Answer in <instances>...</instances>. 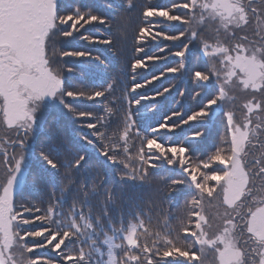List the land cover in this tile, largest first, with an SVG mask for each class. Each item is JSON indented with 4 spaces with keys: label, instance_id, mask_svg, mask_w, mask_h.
<instances>
[{
    "label": "snow or ice",
    "instance_id": "1",
    "mask_svg": "<svg viewBox=\"0 0 264 264\" xmlns=\"http://www.w3.org/2000/svg\"><path fill=\"white\" fill-rule=\"evenodd\" d=\"M133 14L134 51L164 55L130 60L106 87L73 85L110 67L76 38L111 50ZM110 96L115 109L84 104ZM64 117L78 125L71 148ZM0 264H264V0H121L107 13L0 0Z\"/></svg>",
    "mask_w": 264,
    "mask_h": 264
},
{
    "label": "trees",
    "instance_id": "2",
    "mask_svg": "<svg viewBox=\"0 0 264 264\" xmlns=\"http://www.w3.org/2000/svg\"><path fill=\"white\" fill-rule=\"evenodd\" d=\"M107 1H110L111 3H115L116 6L121 3V0H107ZM167 1L168 0H152L153 3L160 4V5H167ZM85 2L96 7L100 11L103 10V11L111 12L113 9L116 8V6L113 7V9L106 8L107 5L103 4L99 0H85ZM136 2H137V5L139 7V4L146 2V0H136ZM135 15L136 14H133L132 22L129 24V26L126 30V32H127L126 39L122 38V34H118L116 32V30L113 29V32L111 33V35L113 36L114 46L111 47V50H109V46L101 45L98 43L97 44H89L87 42L80 41L79 37L76 38V41L74 42L75 47H77L79 49L89 50L91 52L95 51V53H96L95 56L99 55L101 57V59H105V63L109 62L110 67H109V70L107 73L104 72V70L102 68L96 69L92 73H81L79 71H76L74 74L69 75V79L73 85H75L77 87L85 88L87 90H92L95 87H97V84L100 85L101 83H103V86L106 87L107 83L111 82L113 75H118L119 69L121 67H126L128 65V63L130 62V60H132L134 58H138L140 56H144V55H152V54L163 55L164 54V53H159L156 45H154V44L150 45L146 49L145 53H136L134 51V48L136 47V45H135L136 43L134 40L135 30H136L135 28L137 27V24H138V20L135 18ZM85 27L86 28L84 30H86L87 33L94 32L92 30V29H94L93 26L86 25ZM172 30L173 29L165 28V31H172ZM118 35H120L121 38L117 39ZM166 43L171 47V42H166ZM101 46H105V47L103 49H100ZM173 50H176V49L173 48ZM65 59H68L69 61H71V58H65ZM175 59H177V58H172L171 60H168V61H160V62H156V63H153L150 61L149 62V65H150L149 69L146 71H143L142 76L139 79L141 80V82H143V79L150 78L154 74L159 75V72L161 70H163V68L165 66H167V65L175 66V64H174ZM109 63H106V64H109ZM68 66H71V62L69 63ZM127 71L130 72V68H128ZM82 75H85L88 77V79H89L88 83H86V82L83 84H80V82L77 83ZM171 80H172V74H169L167 79L162 78L160 81H156L152 85H149L148 87H146L144 89H139L138 91L146 93V94H151L157 88L162 89V87L169 86V83H172ZM126 82L128 83L129 79L126 80ZM85 84H87L86 87H85ZM116 95L119 96V95H122V93L117 92ZM112 99H113V97L110 96L108 98V100L104 101L103 104L93 105V102H87V101H85L84 104L86 106L94 107L97 109H102L105 106L112 107L115 109L116 105H113L110 103V101ZM145 103H151V101H148ZM53 115H55V113H53ZM113 118H115V115L113 116ZM152 118L153 117H152L151 113H149L148 116L146 117V120L150 122L152 120ZM55 127H57L59 129V132H60L58 142H62L63 144L67 145L68 148H71L75 137H77L79 135V132L77 131L78 125L72 123L71 117H64V118H60L58 120ZM62 151H63V149H62ZM161 175H163V173H161ZM108 179H109V182H111L112 177L109 176ZM26 196L30 199L36 200V199L46 198V193L40 191L39 189L29 188L26 192ZM175 203L177 206H182V203H183L182 198L177 196L175 198ZM153 222L154 223L156 222V217L153 218Z\"/></svg>",
    "mask_w": 264,
    "mask_h": 264
},
{
    "label": "rangeland",
    "instance_id": "3",
    "mask_svg": "<svg viewBox=\"0 0 264 264\" xmlns=\"http://www.w3.org/2000/svg\"><path fill=\"white\" fill-rule=\"evenodd\" d=\"M99 1H101L103 4H105V5H107L110 1H107V0H99ZM169 2H170V0H168L167 1V4H169ZM113 4V7H115L116 6V4L115 3H112ZM106 8H108L107 6H106ZM101 12H104V13H107V12H109V11H103V10H101ZM86 28V27H85ZM93 28L94 29H92L94 32H90V33H87L86 32V34H88V35H92V36H96V37H107L108 35H109V33L108 32H106L104 29H103V27L102 26H93ZM136 29V28H135ZM81 31H85L84 29H82ZM164 44H167L166 42H164V43H162V45H161V47H163V45ZM136 45V44H135ZM105 46H101L100 47V49H103ZM93 53V56H95L96 55V53H95V51H93L92 52ZM164 55V54H163ZM106 63H109V62H106ZM167 66H169V65H167ZM156 75V74H155ZM151 78V77H150ZM80 82V84H83V83H88L89 82V79H88V77L87 76H85V75H82L81 76V78L79 79V81L77 82V83H79ZM171 82L172 83H175L176 81L175 80H171ZM105 83V82H104ZM129 84L131 83V80L129 79V82H128ZM86 85L87 84H85V87H86ZM98 85L99 84H97V87H98ZM102 100H103V98H102ZM77 125V124H76ZM54 255V254H53Z\"/></svg>",
    "mask_w": 264,
    "mask_h": 264
}]
</instances>
